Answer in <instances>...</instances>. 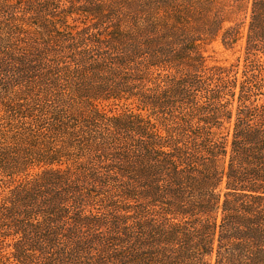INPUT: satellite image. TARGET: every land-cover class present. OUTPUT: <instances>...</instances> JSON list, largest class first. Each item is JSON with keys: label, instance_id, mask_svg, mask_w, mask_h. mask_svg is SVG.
<instances>
[{"label": "trees", "instance_id": "trees-1", "mask_svg": "<svg viewBox=\"0 0 264 264\" xmlns=\"http://www.w3.org/2000/svg\"><path fill=\"white\" fill-rule=\"evenodd\" d=\"M0 264H264V0H0Z\"/></svg>", "mask_w": 264, "mask_h": 264}, {"label": "rangeland", "instance_id": "rangeland-1", "mask_svg": "<svg viewBox=\"0 0 264 264\" xmlns=\"http://www.w3.org/2000/svg\"><path fill=\"white\" fill-rule=\"evenodd\" d=\"M242 41H239L233 49H225L220 41L214 40L205 46L204 55L206 56V63L212 64H229L235 62L237 57L242 61Z\"/></svg>", "mask_w": 264, "mask_h": 264}]
</instances>
